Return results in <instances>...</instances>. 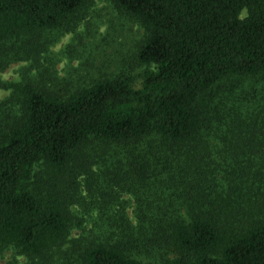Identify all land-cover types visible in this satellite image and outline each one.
I'll return each instance as SVG.
<instances>
[{
    "label": "trees",
    "instance_id": "16d2710c",
    "mask_svg": "<svg viewBox=\"0 0 264 264\" xmlns=\"http://www.w3.org/2000/svg\"><path fill=\"white\" fill-rule=\"evenodd\" d=\"M92 1L0 0V73L38 64ZM107 1L144 30L142 82L120 73L72 94L15 88L18 112L0 115V253L264 264V0ZM122 195L135 200L133 225ZM74 228L86 236L65 253Z\"/></svg>",
    "mask_w": 264,
    "mask_h": 264
},
{
    "label": "rangeland",
    "instance_id": "374dc122",
    "mask_svg": "<svg viewBox=\"0 0 264 264\" xmlns=\"http://www.w3.org/2000/svg\"><path fill=\"white\" fill-rule=\"evenodd\" d=\"M143 36L144 30L137 23L120 15L109 1L93 0L70 31L52 33L49 36L50 46L42 54L38 64L12 63L0 73V115L14 117L20 100L15 88L29 82L39 83L60 94H72L96 81L125 73L139 86L146 68L137 63L135 54ZM261 87L262 85H258V89ZM80 183L78 195L85 201V184L82 181ZM257 191L256 197L263 209L264 186ZM120 202H126L123 210L128 221L135 224V200L122 195ZM72 213L85 220L86 231L91 229L92 221L81 208L73 206ZM259 213L264 215V212ZM97 217V213L92 214L93 220ZM84 236L86 233L83 230H71L68 244L64 245L62 251L70 252L71 242L81 241ZM69 261L65 256L55 254L49 264H71ZM0 264L31 262L14 249L7 248L0 253Z\"/></svg>",
    "mask_w": 264,
    "mask_h": 264
}]
</instances>
